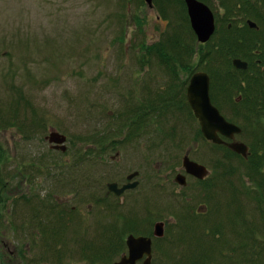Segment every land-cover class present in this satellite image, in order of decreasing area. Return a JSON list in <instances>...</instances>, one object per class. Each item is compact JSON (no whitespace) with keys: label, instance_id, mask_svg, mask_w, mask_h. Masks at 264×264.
<instances>
[{"label":"rangeland","instance_id":"obj_1","mask_svg":"<svg viewBox=\"0 0 264 264\" xmlns=\"http://www.w3.org/2000/svg\"><path fill=\"white\" fill-rule=\"evenodd\" d=\"M152 1L154 8L145 0H0V126L5 125L0 127V147L1 154L6 155L0 162V177L4 181V186H0V200L3 199L0 202H4L5 211L10 208L0 231L12 232L13 216L18 208L21 219H31L36 213L31 202L36 204L43 220L44 208L54 207L56 199H76L78 193L81 198L103 199L108 182L125 179L135 169L148 170L146 205L134 202L140 188L129 196V205L96 202L94 210L88 212L86 204L91 202H66L68 213L72 214L74 209L77 214L72 215L84 216L79 220L76 237L85 235L84 242L90 238L95 244L89 247L95 250L80 251L84 244L74 242L75 245L68 247L67 241L60 250L51 252L60 264H90L81 259L82 254L93 262L105 255L106 246L119 247L117 231L133 225L116 220L125 214L119 208L124 205L131 212L129 220L140 216L152 225L157 221L166 223L160 245L164 254L155 257V264H181L186 257L188 260L183 264H193V258L199 259L201 252L205 253L201 249V252L192 251L195 241L208 247L210 262L200 261L203 264H236L226 260L224 253L234 255L232 248L243 242V248L249 243L246 253L258 250L254 242L258 241L264 223V167L248 169V158L235 157L225 147L213 146L203 139L198 132V120L191 111L157 109L169 80L166 63L160 60L158 49L163 48L166 54L163 59L168 64L181 61L190 65L192 61L197 66L202 61L200 53L224 35L242 38L238 35L242 34L258 45L263 55L255 57L250 51L247 53L255 62L261 59V63L252 64L246 72L233 67L232 58L236 55L217 58L223 71H234L241 88L215 87L213 91L221 114L242 128L235 140L246 143L251 152V134L255 126H264V116L253 114L251 109L254 104L261 109L260 92L264 94V80H259L254 73L264 65V2L242 0L232 10H226L220 0H209L207 4L214 13L216 30L203 45L198 44L193 33V40H189L192 31L184 20L187 15L184 0L185 9L179 0ZM247 19L256 21L261 29L258 32L241 30ZM229 24L237 28L231 34L223 28ZM171 40L181 44L177 54L171 47L168 51L164 47ZM234 46L233 50L247 60L243 46ZM203 67L200 64L196 70ZM252 78L262 85L261 90L251 91L253 97L246 89ZM209 91L212 93V78ZM144 95L148 100H144ZM239 96L240 103L236 104L234 99ZM134 111L136 115L143 111L149 121L146 136L135 141L128 136L138 128L130 122ZM12 120L23 130L8 125ZM51 131L67 136V153H55L51 149L45 140ZM169 131L174 136L167 139ZM99 136L97 148L111 146L98 158L93 153L99 150L93 145ZM186 150H190L192 159L209 169L211 179L218 178L214 189L207 182L198 184L190 180L186 187L174 185L173 177L181 167ZM117 151L121 152V160L113 163L111 156ZM82 156L80 164L77 159L72 161ZM65 157L70 160L67 170L62 162ZM226 168L229 175L223 196L218 182H222V171ZM80 173L85 176L84 184ZM247 177L257 183V188L248 186ZM108 198L113 201L112 196ZM12 202L20 204L16 207ZM201 204L206 210L198 215ZM24 220L22 230L28 231ZM111 224L116 227L110 234ZM104 227H107L106 234L101 232ZM215 228L220 238H213ZM10 233L6 241L15 246L33 244L30 235L18 241ZM260 240L264 243V237ZM118 256L111 260H117ZM250 258L246 256L240 264H248ZM50 264L56 263L52 260Z\"/></svg>","mask_w":264,"mask_h":264},{"label":"flooded vegetation","instance_id":"obj_2","mask_svg":"<svg viewBox=\"0 0 264 264\" xmlns=\"http://www.w3.org/2000/svg\"><path fill=\"white\" fill-rule=\"evenodd\" d=\"M191 27V25H190ZM257 31H259L261 29V26L257 23ZM191 32V37H189V40H193V35L192 33L196 36L194 30H192V27L190 29ZM197 39V36H196ZM198 42V41H197ZM198 44H205L203 43H199ZM260 51H257V53H259ZM192 61H190V65H187L185 62H181L178 61L177 64L174 65V67L176 68V70L174 72H167L168 76H169V80L167 81V87L165 90V93H162V97H160L161 99V103L159 105V107L157 108L158 110H163L166 107L168 108H172L174 110H178V111H190L191 110V106L188 102V97H187V90H188V86L191 80V77L194 73H196L199 70H196V65L195 64H191ZM256 63L259 65L261 63V59H257ZM263 67L259 68L257 71L259 72H254L255 75L257 74L259 78V80L263 79L264 80V65H262ZM201 70V69H200ZM203 70V69H202ZM205 71V70H203ZM181 76H183V80H181ZM161 92V91H160ZM146 94V93H145ZM149 95V94H148ZM164 95V97H163ZM241 99V96H239ZM236 99V98H235ZM144 100H148V96L144 95ZM147 103V102H146ZM145 103V105L147 106V104ZM240 101H237L236 104H239ZM142 107V105H141ZM137 111H134V114L130 117V122L132 126H136L138 128H134L133 132H131V134H129V138L134 139L133 141H135L136 139H140L144 136H146L147 133V127L149 125V121H148V116L147 114H143V111L136 115ZM170 133H168V135H166L167 139L172 138L174 135L171 134V131H169ZM203 139H205L204 137H202ZM100 136L96 137V144L93 145L94 149H97L99 151H94L93 155L101 157L102 153L105 154L107 151H109L110 146L105 147L104 149L102 148H97L100 146ZM206 140V139H205ZM207 141V140H206ZM124 142V141H123ZM55 153H59L60 151H54ZM66 152V151H65ZM63 152V153H65ZM190 150H186L183 157L186 154H189L190 159ZM120 151H117L115 155L111 156V160L113 163H116L117 161H120ZM78 157V156H77ZM78 163L80 164L81 160H83L82 158H84L83 156L80 158H77ZM183 157L181 160V167L180 169L176 172V174L173 177V183L174 185L177 186H182V187H186L188 185V180L190 181H195L196 183L200 184L203 182H207V185L210 186V189L216 186V184L214 183L216 180H218V178H212V175L209 171V174L203 178V179H199L196 176L192 175V174H188L183 166ZM97 158V157H96ZM246 159V158H245ZM63 161V167L64 169H68L69 168V164H70V160L68 157H65L64 159H62ZM194 160V159H192ZM196 161V160H194ZM83 162V161H82ZM62 165V164H61ZM78 167V166H77ZM66 169V170H67ZM132 178H129L128 176L133 175ZM178 174H183L185 175L186 178V185H179V183H177L175 181V178ZM222 182H218L220 183V187H222V191L224 193L223 196L226 195V189H227V178L229 175V171L226 168V171H222ZM65 175V173H64ZM80 180L83 182L84 184V178L85 176L83 175V173L79 174ZM97 175L94 176V178ZM125 179H118V180H113L111 182L107 183V193L105 194V198L100 199V198H93V199H87V198H81L78 197L79 193L77 194L76 199H66L63 201H58V199H56L54 202V207H51L50 205L46 206L44 208V212H43V220H42V216H40L38 213V209L37 206L34 202H31L34 207L36 208V213L34 216L31 217V219L29 220H24L21 219V217H19L20 215V210L19 208L16 210L15 215L13 216L14 220L13 223L11 225L12 228V232H7V231H0V264H50L53 260V263L56 264H60L61 261H57V256L54 257L52 256L51 252L56 251V250H60L62 245L67 244V241L69 242L68 247L70 244H74V242H76V244H84L81 247L80 251H83L84 248L86 249V251L88 252V250H95L94 248H90L89 246L91 244H95L93 243L92 240L87 239L85 240V242L83 241V237L85 235H81V240L79 238V236L77 235L76 237V233L77 230L79 228H77V226H79V220H81L82 217H84L82 214L81 216H75L72 214H77L76 211L77 210H72V214L68 213V206H67V201L68 202H91V203H87L86 204V208L88 212H91L92 210H94V204L97 205L96 202H120L121 204H119V206H123V203L127 202L128 205L131 204L130 201V197L133 194V191H136L137 189L140 188L139 191H137V193L135 194V199L134 202H136V204L140 205L142 204V202H145V204L142 205H146V202H148V200L146 199V191H147V185H148V181H149V176H148V170H146V168H140L139 170L135 169L132 172L128 173V175L126 174ZM223 178H226L225 180H223ZM252 178L247 177V183L249 187H255L257 188V183H253V181H251ZM97 181V180H96ZM167 181H170V179H167ZM110 183H115L116 184V189L119 190L120 188H122L124 185H128V184H133L136 183V186H134V188H128L126 189L124 192H122L121 194L118 195V193H116V191H109L108 190V184ZM215 184V185H214ZM212 190V189H211ZM213 195V194H212ZM89 196V195H88ZM109 196L113 197V201L109 200ZM225 198V197H224ZM211 200V199H210ZM141 202V203H140ZM207 202V201H206ZM2 203L4 202H0V226L4 225V220L5 218L8 216L9 210L10 208L6 210L5 205H3ZM23 203V202H22ZM94 203V204H93ZM12 204L16 207H18V205L20 204V202H12ZM73 208V207H72ZM123 210H125V214H121L119 218H117V221H120L122 224H127L129 222H132L133 225L127 226L124 229L117 231L118 237H119V247L116 248H112L111 250L113 252H111L112 257L116 256L117 254L119 255V260L122 259V257L124 255L128 254V246H127V237L130 234H133L135 236H143L146 238H150L151 239V246H152V254H151V262L150 264H155V257L160 254V256L163 257L164 254V249L163 247H161L160 245H162V239L163 237H157L154 233V225L155 223L152 225V223L150 221L147 220H143V217H135L136 219L134 221H132L131 219H128V216H130V213L127 212L128 209L125 207H119ZM206 207L205 205H200L197 208V214H202L205 213ZM41 214V213H40ZM196 214V213H195ZM45 216V217H44ZM76 218H78L76 220ZM46 219V220H45ZM25 221L26 224L28 223L27 227L28 231H23L22 228L24 225H22V221ZM110 234L112 233L113 229L116 227V224H111L110 225ZM165 227H166V223H165ZM1 230V229H0ZM7 232V234L9 235L12 234V237L16 236L18 241L20 238H24V236H26L27 238L29 237V235L33 238V244L30 245V243H27L25 246H21L19 244H17L16 246L14 245V243H10L8 241H6L8 238L7 234L5 233ZM102 234H106L107 232V227H104L102 229ZM75 235V237L73 236ZM89 235V233H88ZM80 240V241H79ZM82 242V243H81ZM12 244V245H11ZM98 246V245H97ZM80 249V248H79ZM69 252V250H68ZM32 254L35 255V257H32ZM69 256H70V252H69ZM71 257V256H70ZM148 258L147 254H144L141 258L137 259L135 264H143L146 259ZM66 259V258H65ZM63 259V261L65 260ZM81 259H84L83 254L81 255ZM90 258L86 257L85 260L88 261V263L90 264H98L99 262H101V259H97L94 260L93 262L89 260ZM112 259V258H111ZM107 260L105 262H103L104 264H111L112 261L114 260ZM162 260V258H161ZM160 260V261H161ZM50 261V263H49Z\"/></svg>","mask_w":264,"mask_h":264},{"label":"water","instance_id":"obj_3","mask_svg":"<svg viewBox=\"0 0 264 264\" xmlns=\"http://www.w3.org/2000/svg\"><path fill=\"white\" fill-rule=\"evenodd\" d=\"M146 3L153 7L152 0H145ZM187 13L189 16L190 24L192 30H194L198 42L205 43L215 32L216 22L215 16L211 8L202 2V0H185ZM247 27L252 29H257V23L251 19L246 21ZM229 28L231 25L229 24ZM233 65L237 69L245 70L248 67V62L239 57H235L232 60ZM210 76L205 71H197L191 77L187 97L188 102L192 108V111L195 117L198 119L200 128L203 136L210 142L214 144H224L231 151L236 152L237 154L242 155L244 158H247L250 154L248 146L242 141L234 140L235 136L242 132V128L227 120L224 115L221 114L218 107L215 106L211 101L210 96ZM235 100H240V97ZM227 138L228 140L224 139ZM66 135L58 132L51 131L48 136L45 137L51 147L54 150L66 151ZM183 166L185 171L188 174H192L199 179L205 178L209 170L208 168L192 159H190L189 154H186L183 157ZM133 175L128 176L132 178ZM175 181L179 185H186V178L183 174H178L175 178ZM136 183L124 185L122 188L117 190L115 183L108 184L109 191H116V193L121 194L126 189L134 188ZM154 233L157 237L164 236L165 233V224L162 221H159L155 224ZM128 254L124 255L122 259L116 261L112 264H135L136 260L141 258L144 254L148 255V258L143 264H150L152 246L151 239L143 236H134L129 235L127 238Z\"/></svg>","mask_w":264,"mask_h":264},{"label":"trees","instance_id":"obj_4","mask_svg":"<svg viewBox=\"0 0 264 264\" xmlns=\"http://www.w3.org/2000/svg\"><path fill=\"white\" fill-rule=\"evenodd\" d=\"M160 1V0H159ZM180 1V4L181 6L183 5V8L185 9V6L183 4V0H179ZM205 3H209V0H203ZM259 2H264V0H258ZM221 4H222V7L225 8L226 10H232L234 7L238 6L239 3H242V0H220ZM243 5V4H242ZM182 8V9H183ZM181 9V10H182ZM183 9V10H184ZM245 9V8H244ZM246 11V10H245ZM184 13H185V10H184ZM180 14V13H179ZM186 14V13H185ZM179 16V15H178ZM184 20L187 22V25L188 27L189 26V21L187 20V15H184ZM182 23V20L180 19V22L179 24ZM236 25L232 24L231 25V28H228V25H224L223 28H226V30L231 34L233 32H235L237 30V28H235ZM241 30H246L248 32H258L254 29H250L249 27L244 26L243 28H241ZM234 36H236L235 34H233ZM241 37L239 38H232L230 37L229 35H224L222 36L221 38H219V40L215 43V45H211V47L208 46L206 47L207 49H205L204 52H201V62L199 61L197 63V66L199 67L200 64H204L205 67L201 68V69H204V70H207L209 72V75L210 77L212 78V93H211V98L213 101V103L218 107V103L215 100V97H214V88H224L225 90L226 89H229V88H232L234 89L235 87L237 88H241V84H239L236 79H235V76H234V71H223L222 68H221V64L218 63L220 62L217 58H219L220 56H237V57H242L238 52L236 53L234 50H235V46L234 44L238 45V46H243L242 47V51L244 49V55L246 56L245 58H247V62H248V67H247V70H240V69H236L237 71H241V72H246L248 70H251V68H249L252 64H257L255 61H253V59L249 58L248 57V51H250V54L252 56H255V57H260L262 54V52L258 53L257 54V51L258 49H260L258 47V45H256L252 39L250 38H247L246 36H243L242 34H238ZM168 38H166L167 40ZM176 40V39H175ZM175 40H171L170 41V45H167V42L165 43V49L168 51V48L171 47V50L174 52V53H178L179 50H178V47L179 44L177 41ZM257 42V40H256ZM179 44V45H178ZM243 44V45H242ZM201 45H199L200 47ZM257 47L254 50V48ZM189 48V46H188ZM187 48L186 51H188L189 49ZM234 49V50H233ZM178 50V51H177ZM166 51V52H167ZM189 52V51H188ZM169 54V52H168ZM158 55H159V58L162 62H165L166 63V66L165 67V70L168 71L169 73L171 72H174L176 70V68L174 67V65L176 64V62H173V61H169L170 64H168V62L166 60H164V56L166 55L164 52H163V48L161 49H158ZM243 59V58H242ZM170 60H174V58H170ZM245 60V59H244ZM210 65L209 68L208 66L206 65ZM234 67V66H233ZM235 68V67H234ZM262 85H260L257 80H255V78L251 79L250 81L247 82V85H246V89H248V93L250 96H252V92H255V91H258V90H261L262 88ZM156 97H159V94H157ZM154 97V98H156ZM162 97V95H161ZM164 97V95H163ZM253 97V96H252ZM260 97H261V100H260V106H261V109H257V105L254 104V107H252L251 109H253V114L256 113V115L258 116H264V94H261L260 92ZM252 102V101H251ZM254 103V102H253ZM263 106V107H262ZM191 111V110H190ZM192 113V111H191ZM14 118L15 120V117H12V119ZM12 120L10 123H8V125L10 126H16L18 128H20V130H23L21 128L20 125H18L17 123H15V121ZM2 126H5V125H1L0 127L2 128ZM7 126V125H6ZM9 127V126H8ZM255 132L253 131V133L251 134V137H252V140L253 142H251V146H252V151L250 153V156L248 158L247 161H249V163L246 164V167L248 169H251L253 170V168L255 169H260L264 167V126H260V125H257L255 126ZM199 132V131H198ZM199 134L201 135V133L199 132ZM93 145V144H92ZM215 146H218V145H215ZM219 148H223L225 146L223 145H220L218 146ZM226 150L230 153V154H233L232 151H230L229 148L225 147ZM3 152H5L3 150ZM234 155V154H233ZM232 156V155H231ZM4 158L6 159V155L5 153H2L1 154V147H0V162H3L4 161ZM76 160V158L74 157L73 161ZM1 164V163H0ZM75 167V166H74ZM2 185V186H1ZM0 186L1 188L4 186V181L2 180V178L0 177ZM28 198V197H27ZM0 201H3V199H1ZM3 204V203H2ZM4 205V204H3ZM185 218V217H183ZM181 222V221H180ZM218 229L215 228V230L213 231L214 234H211L214 236H212L213 238H220V236H218L219 233H217ZM264 237V223L262 224V229H261V232L259 233V238H258V241L257 242H254L255 245L258 246V250L255 251V252H252V253H246L247 252V246H249V243L246 244V246L243 248V245H245V243L243 242L242 244H236V246H234L231 250V253L234 255H229V254H226L224 253V257L227 259H230L232 262H236V264H240L241 262L244 263V260H245V257L248 256V257H251L250 258V262L248 264H264V243L263 241H261L260 239ZM107 239L104 237V240ZM214 240V239H213ZM212 240V241H213ZM195 241V240H194ZM254 243H251L252 245H254ZM259 243V244H257ZM262 243V244H261ZM198 244V247L195 248V246ZM209 245V244H208ZM214 245V244H213ZM195 246H194V249H192V251L194 253L196 252H201L200 249L203 251H205V253L201 252L202 255L201 256H198L199 259L197 258H193L192 260L194 261L193 264H203L201 263L200 261H209L210 262V255H207V246L206 245H203L197 241H195ZM210 246V245H209ZM242 247L238 250L239 247ZM108 249H107V252L104 253L105 255L103 257H101L100 259L102 261H107L109 259L112 258V254L111 252H113L111 249V247L109 246H106ZM215 249H219V247H216L214 246ZM236 250V251H235ZM254 250V249H253ZM209 252V251H208ZM230 253V252H229ZM99 254V253H97ZM200 254V253H199ZM86 255V253H84V256ZM188 260V257L185 258L184 261ZM225 260V261H226ZM183 261V263H184ZM181 263V264H183Z\"/></svg>","mask_w":264,"mask_h":264}]
</instances>
